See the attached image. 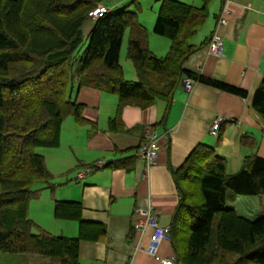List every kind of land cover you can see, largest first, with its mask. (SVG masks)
<instances>
[{"label": "trees", "instance_id": "16d2710c", "mask_svg": "<svg viewBox=\"0 0 264 264\" xmlns=\"http://www.w3.org/2000/svg\"><path fill=\"white\" fill-rule=\"evenodd\" d=\"M113 1L0 0V252L47 257L48 264H81L80 238L104 234L102 225L81 220L78 201H55L53 212L57 219L78 221L77 237L54 235L28 216L33 185L51 180L36 149L59 145L65 118L88 123L77 101L81 87L117 97L111 130L118 129L127 105L145 107L156 100L169 105L185 78L247 96L243 89L184 68L198 48L191 40L212 0H201L200 6L158 0L152 32L170 41L163 56L149 48V32L138 17L140 0L120 6L110 5ZM100 4L108 10L93 20L89 12ZM87 24L92 26L85 33ZM127 29L134 79H126L120 65ZM84 37L87 45L79 50ZM252 104L264 118V80ZM171 173L178 192L169 226L174 264H264V216L250 220L226 205V191L264 195V158L254 151L239 171L228 174L225 158L199 144Z\"/></svg>", "mask_w": 264, "mask_h": 264}, {"label": "crops", "instance_id": "0c3cea01", "mask_svg": "<svg viewBox=\"0 0 264 264\" xmlns=\"http://www.w3.org/2000/svg\"><path fill=\"white\" fill-rule=\"evenodd\" d=\"M194 2L192 5H201V0ZM222 3L210 2L205 26L191 40L198 48L184 68L243 89L246 97L196 80L189 91L182 79L169 105L163 100L145 107L127 105L118 129L111 130L108 121L115 115L117 97L81 87L77 101L84 105L82 115L88 123L65 118L59 145L45 148V164L54 186L41 182L29 201L28 216L54 235L77 237L78 221L57 219L53 212L55 201L80 202L81 220L104 228L98 238H80L81 264H160L147 252L151 229L134 226L139 217L135 210L151 207L160 225H171L178 204L171 170L179 167L197 145L211 147L224 157L228 174L239 171L244 157L254 151L264 158V118L252 104L264 80V0H230L227 23L216 26ZM153 18L139 20L149 32V48L161 56L168 51L170 41L152 32ZM214 30L223 39L220 56L207 47ZM129 74L136 77L134 70ZM217 117L222 122L214 136L209 130ZM150 133L155 134L159 151L156 163L146 169L136 151ZM88 167L90 170L85 171ZM236 199L226 191V205L230 200L229 207L237 208ZM156 253L163 258L174 257L172 241L160 242ZM22 255L16 256L19 264H48L47 257Z\"/></svg>", "mask_w": 264, "mask_h": 264}, {"label": "built area", "instance_id": "2783aa9c", "mask_svg": "<svg viewBox=\"0 0 264 264\" xmlns=\"http://www.w3.org/2000/svg\"><path fill=\"white\" fill-rule=\"evenodd\" d=\"M230 0H223L221 9L217 15L216 26L223 25L227 23V15L230 14V9L228 7V2ZM108 7L100 4L89 12V16L96 19L102 14L107 12ZM223 44V39L221 35L214 30L208 39L207 47L209 52L220 56L221 48ZM195 80L192 78H185L184 87L186 90H191ZM222 118L217 117L211 125L209 133L211 135L217 136L219 129L221 127ZM159 151V145L154 133H150L146 136L144 141L138 146L136 154L142 159L145 164L146 169L151 167L156 163ZM99 165H102L99 163ZM90 168H86L85 171H89ZM80 175V174H79ZM136 214L139 216L137 220L134 221V226L137 229H142L144 227H149L151 229L150 243L147 248V252L152 254L160 264H174V257L163 258L156 253V249L160 242L170 240V229L169 226L160 225L153 208H137Z\"/></svg>", "mask_w": 264, "mask_h": 264}, {"label": "rangeland", "instance_id": "374dc122", "mask_svg": "<svg viewBox=\"0 0 264 264\" xmlns=\"http://www.w3.org/2000/svg\"><path fill=\"white\" fill-rule=\"evenodd\" d=\"M131 0H114L110 5L112 6H120L123 4L128 3ZM186 3L195 4L194 0H181ZM141 2V9L138 11V17L142 20L149 19L151 16L156 17V13L159 9L160 2H155V0H140ZM198 3V2H197ZM92 18V17H91ZM94 20V18H92ZM155 20V18H153ZM141 21V20H140ZM144 23V22H143ZM205 26V24L203 25ZM88 24L85 26V30L87 29ZM203 28V27H202ZM202 29H200L198 32H200ZM86 33V32H85ZM129 35V29H127L124 33L123 40H122V46L120 49V65L123 68V71L125 73L124 77L126 79H134L131 78L130 74L131 70H133L131 62L127 59L126 56V50H127V38ZM86 37V34H85ZM84 37V38H85ZM159 38V37H157ZM87 45V38L84 39L82 46L79 48V50H83ZM166 54V53H164ZM162 54L161 56H163ZM49 149V148H48ZM36 151L43 155L45 153L44 147H38ZM45 151V152H44ZM46 154V153H45ZM44 159L45 156L43 155ZM47 162V161H46ZM46 166V164H45ZM48 170V168L46 167ZM52 178V176H51ZM50 183L54 186L53 181L50 180ZM41 185V182L36 183L33 185L32 189L36 190ZM237 197L236 201H234L237 208H234L239 215H242L250 220H254L258 217L264 216V195L261 196H244V195H234ZM31 202V200H29ZM227 207H229V204H231L230 200H228ZM16 256H23L22 254L18 253H6V252H0V264H19L18 260L16 259Z\"/></svg>", "mask_w": 264, "mask_h": 264}]
</instances>
